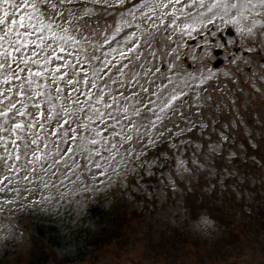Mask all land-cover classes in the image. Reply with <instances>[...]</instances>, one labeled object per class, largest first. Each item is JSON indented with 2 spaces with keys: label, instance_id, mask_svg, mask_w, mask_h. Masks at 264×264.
Listing matches in <instances>:
<instances>
[{
  "label": "rangeland",
  "instance_id": "obj_1",
  "mask_svg": "<svg viewBox=\"0 0 264 264\" xmlns=\"http://www.w3.org/2000/svg\"><path fill=\"white\" fill-rule=\"evenodd\" d=\"M130 1L132 0H125L118 7H123ZM113 3L114 0H108V4ZM211 3H214V0H204L205 7L201 8L200 0H181L180 4L175 5V17L178 18L175 27L172 25L174 19L172 5L164 9L168 13L165 17L169 31L167 29L163 31L149 52L134 54L137 60H142V63L131 60L130 56L133 52L128 53L126 58H121L119 51H112V49L127 51V48L132 47V44H128L127 47L124 45L131 32H126L118 38L115 35V27L125 24L121 23L122 14L112 16L109 12L116 6L89 3L88 6L93 9V14L81 20L80 26H86L89 39L107 38L110 43L105 40L104 48L90 56V65L84 62V70L88 75H92L98 63L95 58L99 57L102 60L107 54L109 60L115 57L112 60L115 67L110 66L109 69L115 81L122 76L118 69L124 64L129 65L124 69V73L128 72L129 68L132 69L126 77L127 82L133 76L139 81L143 70L146 69L152 72L154 70L157 79L151 82L147 80L144 83V89L149 90V93L143 91L146 95L141 98L137 97L135 87L133 90L128 89L136 93L137 97L135 103H132L134 113L137 114L139 110L138 112L143 115V126L139 128L137 144L128 139V125L135 115L127 109L126 100L120 95L108 94L105 96V101L113 104V107L105 108L103 103L97 105L105 113H111V118L107 115L104 118L108 130L103 132L102 137L97 138L100 139V144L89 146L91 152L84 151L85 172L88 174H81L78 166L80 163L77 159L81 147L67 152L66 149L71 146L70 140L65 143L63 136L62 148L54 147L52 158L41 154V159L36 163V170L30 171L31 164L28 165L27 160H31V153L25 157L21 148V159L15 160L12 154L14 148L11 144L13 138L6 132H0V137H4L0 140V158H4L0 159V181H3L0 183V211L3 210L30 232H41L43 238L49 240L55 248L57 260L54 259L47 264H258L259 262L264 264V231H258L256 225L250 222V217H246L249 214L236 208V205H245V211H249L251 207L259 206L264 214V188H262L264 171L259 173L264 165V147L260 148L263 143L259 139L261 137L264 139V132L249 136L246 132L251 126L246 125L247 123L242 119V130L234 128L233 118H237L238 115L231 116L224 112L225 109L222 108L227 107V102L214 100L213 96L217 93L213 91L212 86H209L213 83L219 86L215 81L222 79L234 84L236 78L242 77L247 81L246 86L251 85V89L263 93L264 72L257 64L250 65L253 71H257L256 79H253L252 76L243 73L241 64L237 65L238 72H234L230 63L214 71L204 65V59L210 58L208 49L200 55L196 48H186V42L195 34L202 33L209 25V19L215 21L221 30L224 27H231L236 33V39L247 51L257 34H261L264 46V32L257 26L254 29V36L241 35L235 25L226 23L230 20L231 14L224 15L220 9L208 12L207 5ZM123 15H126L123 16L124 21L133 20L127 13ZM221 16L223 19L220 18ZM136 17L135 20H143L140 12L136 13ZM192 17H197L202 23L194 21ZM143 21L150 26L151 22ZM186 22L193 27L182 31ZM250 24L251 20L247 22L248 26ZM172 35H175L177 41L175 45L166 42ZM253 51L251 48V56ZM184 56H187L189 62L196 67L195 70L185 69L181 61ZM254 56L256 57V54ZM70 58H76L74 52L73 57ZM149 62L152 64L150 65ZM162 62L166 64L165 71H156ZM201 73L212 77L203 85L199 83ZM108 82L110 83L109 80ZM97 84L104 85L102 81H97ZM132 84L134 85L135 82ZM181 90L185 95L176 100L171 109L162 112L160 110L162 98ZM122 91L120 85L118 92ZM188 94L193 98V109L188 110L186 118L182 120L184 122L176 124L174 121L178 118H170L171 112L176 109V104L182 105ZM113 97H115L114 103ZM244 98L246 105L243 107V112L251 115L248 108L249 100H246L249 97L245 95ZM252 100L261 102L255 96ZM125 109L127 112L124 111ZM263 111L264 109L260 112V116H263ZM256 118L259 116L256 115ZM207 121L212 122L211 132L219 133V138L216 137L215 142L208 144L202 139L203 137L201 138V133L200 137L196 134L190 136L192 127L198 126L201 131V128H206ZM112 125H115V128ZM222 125L225 127L220 129ZM89 127L102 130L104 124L97 120L95 125L89 123ZM61 130L63 133L64 130ZM243 130L246 141L241 138ZM34 131L36 132V129ZM228 136L233 139L230 141ZM50 141L56 142V137H52ZM4 144L8 146L7 152L3 147ZM113 144L116 145L115 148L112 147ZM201 150L208 153L201 154L199 153ZM97 152L100 155H96ZM60 153L65 160V170L59 179H53V160ZM10 154L13 158L7 159ZM181 161L187 171L179 167ZM257 162L259 164L255 172L254 165ZM97 164L100 165L99 168L96 167ZM8 166H12L13 170L9 171ZM207 166L210 168L206 170ZM221 168L225 169L220 171ZM5 176L8 179H4ZM130 176L134 182L129 184L126 180ZM206 177L208 178L205 179ZM257 180L262 187L257 185ZM115 187H118L120 192L130 188L125 193L126 197L121 199L122 207L118 209L119 230L116 231L115 236L112 235L115 239L109 246L101 249L88 247L80 231L89 229L95 232L96 219L92 213L97 211V215H102L111 204L112 197L108 193ZM217 191L219 194L215 195ZM236 210L239 212L238 220L235 218ZM201 215H208L216 221L215 229L209 230L208 235L198 233L191 227L192 222ZM1 221L0 218V261L5 264H27V260H21L17 255L20 250L27 251L29 246L25 247L24 242L16 241L11 236V231ZM258 221L259 227L264 228V225H261L263 223L260 224L261 219ZM230 224L245 227L252 241L249 243L243 239L245 235L242 237L239 235L242 241L241 249L237 252L232 251V256L226 259L227 238H223L221 231L227 229L226 226Z\"/></svg>",
  "mask_w": 264,
  "mask_h": 264
},
{
  "label": "snow or ice",
  "instance_id": "obj_2",
  "mask_svg": "<svg viewBox=\"0 0 264 264\" xmlns=\"http://www.w3.org/2000/svg\"><path fill=\"white\" fill-rule=\"evenodd\" d=\"M124 2L125 0H114L113 4H108V0H0V132H6L13 138L11 144L15 150V160L21 159V148L25 157L31 153L35 160L41 159V155L38 154L41 147L40 133L34 130L39 127L43 132L45 120L51 125L48 130L51 136L62 135L65 143L68 140L73 142L79 140L82 151L91 152L89 146L100 144L101 141L97 138L102 137L103 132L108 130L104 118L106 115L111 118V113H105L97 105L103 103L105 108H111L113 104L105 101V96L108 95L105 91L107 83L101 86L97 81H104L109 75L110 66L115 67L112 64L115 57L113 56L111 60L107 58V54L102 60L96 57L98 63L89 76L84 70V62L90 65L91 61L87 56L84 57V61L78 56L69 59L73 57L70 46L78 52L76 46L80 45L82 40H87L84 32L80 31V21L93 14L89 3H104L110 7H118ZM180 3L181 0L167 2L142 0L141 4L134 5L128 10L127 15L135 20L136 13L140 12L143 20L151 22L150 28L141 29V25L136 24L139 37L137 32L133 31L124 41L125 47L128 44H132V47L127 48V51L122 49L112 51H119L120 57L126 58L128 53L141 48L146 32L151 28L159 29L160 25H157L155 20H160L162 24L164 16L168 15L167 12L156 15L157 9H168L172 5L174 16L172 25L175 27L178 19L175 17V5ZM200 7H205L204 0H200ZM143 9L147 11H142ZM214 9H220L224 15L231 14L230 20L226 23L235 25L241 35L247 34L252 37L257 26L264 28V0H214V3L207 5V10L213 12ZM220 18L223 19V16ZM192 19L202 23L197 17ZM249 20L250 26L247 25ZM121 23H127L128 27H132L131 22L123 20V14ZM208 23H212V20L209 19ZM192 27V24L186 22L182 31ZM120 31L121 27L116 26L115 32ZM78 35L80 39L77 38ZM105 40L110 43L107 38ZM248 51H251V48ZM128 67V64H124L118 71L123 75L124 69ZM211 78V75L204 76L201 73L199 83L203 85ZM129 82L138 83L135 76L130 77ZM112 83L116 81L113 80ZM183 95L185 93L181 90L163 97L160 110L163 112L165 109H171L173 103ZM80 96H84L85 99L81 100ZM112 99L114 103L115 97ZM235 102L233 98L232 104ZM69 103L72 107L67 106ZM124 111L127 112V109ZM81 117L92 125L99 120L104 124V128L102 130L90 128L89 123L81 122ZM72 124H75V127ZM153 126L155 127L154 122ZM112 127L115 128V125ZM61 129L64 130L63 133ZM3 139L4 137H0V140ZM128 139L131 140V137ZM18 141L20 143H17ZM53 143L55 144V141ZM3 147L7 152V144ZM43 147L46 149L48 145L44 144ZM56 147L59 148L58 145ZM112 147L115 148L116 145L113 144ZM66 151L72 152L73 147H68ZM96 155L100 153L97 152ZM11 158L13 157L10 154L7 159ZM32 163V160H27L28 165ZM96 167L99 168L100 165L97 164ZM179 167L184 171L188 170L184 167L183 161ZM8 168L9 171L13 170L12 166ZM4 179L8 177L5 176Z\"/></svg>",
  "mask_w": 264,
  "mask_h": 264
},
{
  "label": "clouds",
  "instance_id": "obj_3",
  "mask_svg": "<svg viewBox=\"0 0 264 264\" xmlns=\"http://www.w3.org/2000/svg\"><path fill=\"white\" fill-rule=\"evenodd\" d=\"M216 221L208 215H201L197 220L192 222V229L203 235H208L209 230H214Z\"/></svg>",
  "mask_w": 264,
  "mask_h": 264
},
{
  "label": "trees",
  "instance_id": "obj_4",
  "mask_svg": "<svg viewBox=\"0 0 264 264\" xmlns=\"http://www.w3.org/2000/svg\"><path fill=\"white\" fill-rule=\"evenodd\" d=\"M86 237H87L86 239H87L88 241H89L90 238H91V236H86ZM93 241H95V242H93L94 245L98 243L97 238L94 239ZM91 244H92V243H91Z\"/></svg>",
  "mask_w": 264,
  "mask_h": 264
}]
</instances>
